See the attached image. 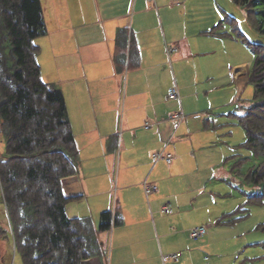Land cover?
<instances>
[{
	"label": "crops",
	"instance_id": "0c3cea01",
	"mask_svg": "<svg viewBox=\"0 0 264 264\" xmlns=\"http://www.w3.org/2000/svg\"><path fill=\"white\" fill-rule=\"evenodd\" d=\"M40 1L47 27V34L35 40L40 49L37 61L41 78L62 91L78 149L77 173L61 181L65 196L72 199L66 206L67 216L90 217L98 227L102 212L119 210L123 224L99 236L110 246L105 264H232L234 255L237 258L248 244L235 249H204L192 247L186 235L167 234L161 208L168 205L171 214L175 210L177 221L188 204L178 202L180 193L165 196L172 202L161 200V191L154 195L168 179L179 176L190 155L199 156V149L204 147L197 135L205 132L210 119L201 123L199 113L219 106L202 109L194 103L211 96L214 89L220 94L224 87L229 91L231 85L238 88L240 83H248L251 64L247 59L231 58L228 51L224 69L217 66L221 61L215 57V50L221 42L210 31L220 25L221 15L209 0ZM121 29L131 33L139 52V66L123 73L131 76L133 85L136 74V130L132 122L126 123V138L117 135L115 95L104 83L123 76L115 74L112 63ZM225 42L229 46L228 40ZM169 47L175 51L168 55ZM189 63L193 64L192 80L185 86L177 71ZM222 78H228L229 84L218 83ZM172 85L179 96L183 95L182 102L181 98L180 103L167 99ZM164 98L170 103L160 104ZM179 110L187 119L174 136L172 125L169 128L165 122ZM183 146H190V152H184ZM157 151L170 154L172 162H159L158 172L166 174L158 177L153 183L155 192L146 198L143 183L152 184L146 176L148 158ZM122 154L125 169L120 177ZM125 154L136 158L133 166ZM112 164H117L114 193ZM202 244L208 247V238Z\"/></svg>",
	"mask_w": 264,
	"mask_h": 264
},
{
	"label": "trees",
	"instance_id": "16d2710c",
	"mask_svg": "<svg viewBox=\"0 0 264 264\" xmlns=\"http://www.w3.org/2000/svg\"><path fill=\"white\" fill-rule=\"evenodd\" d=\"M231 1L264 36V0ZM226 21L254 55L248 83L257 103L237 115L245 132L242 146L264 157V45L248 43L236 20ZM46 34L40 0H0V201L10 228L9 233L0 228V235L13 242L21 264H82L90 259L105 264L108 253L99 236L121 226L122 217L116 208L102 212L96 227L90 217L66 214L72 199L65 196L61 181L77 173L78 149L62 91L41 78L35 40ZM112 63L117 75L139 66L138 48L127 29L116 35ZM244 179L261 187L249 202H262L264 161Z\"/></svg>",
	"mask_w": 264,
	"mask_h": 264
},
{
	"label": "rangeland",
	"instance_id": "374dc122",
	"mask_svg": "<svg viewBox=\"0 0 264 264\" xmlns=\"http://www.w3.org/2000/svg\"><path fill=\"white\" fill-rule=\"evenodd\" d=\"M207 2L213 5L215 10L221 15L220 25H222V28L216 30L217 34H215L217 35L215 39H220L219 41L221 42V47L215 50V57L220 58L217 60L221 61L217 66L224 69L228 51L231 52V58L237 56L238 59H241L242 57L247 59L252 66L254 55L250 47L246 42L241 41L242 37H238L236 32L232 31L231 25L228 24L226 19L227 17H232L236 20L235 24L248 43L264 45V36L253 30L244 9L236 6L231 0H209ZM224 33L228 35L225 34V37L220 35ZM226 40H228L229 46L225 44L227 43L225 42ZM192 65L191 63L183 65L179 69L180 72L177 71V76L179 79L181 78L185 86L188 85L190 79L192 80ZM126 75L116 76L114 82L112 79L104 81L111 93L115 95V105H117L118 109L116 114V132L119 137L123 135L124 138L127 136L125 133L126 123L132 122L136 130V74L135 85H133L131 76L127 77ZM217 81L222 85L229 84L228 78H222ZM222 90L223 92L218 94L217 90L214 89L213 92L210 91L211 96L200 98L198 102L194 103L195 106L198 105L202 109L219 106L212 110L208 109L206 113L205 111L199 113V121L201 123H205L203 120L206 118L210 119L205 132L197 135L204 146L199 149V156L190 155L192 157L184 161L186 166L179 176L171 180L168 179L164 188L161 186V190L159 188V192L154 195H160L161 191V200L172 202V200L166 199L165 196L167 194L171 196L174 193H180L178 202L185 205L188 204V208L184 209L183 217L177 221H174V217L177 214L175 210L171 215L160 214L167 234L186 235V239L191 243L192 247L201 246L204 249H210V246L211 249H235L248 244L244 247V252L237 258L234 255L235 259L232 264L234 262L236 264H264V200L256 204L249 202L250 196L258 194L261 191V187L249 185L244 179V176L251 168L264 161V157L255 156L251 150L242 146L245 141V132L237 119V115H240L245 107L251 106L257 101L253 100L254 89L249 83H240L238 88L231 85V90L229 91L227 87ZM180 98L182 102V94H180ZM162 101L160 104L170 103L165 98ZM124 110L125 116L123 119ZM147 124L151 123L147 121ZM165 124L170 128V122L166 121ZM176 132L177 130L174 131V136ZM171 134L172 131L169 135H166L167 141L163 142L164 146L170 139ZM0 147H2L1 142ZM185 149L190 152L191 148L190 146H183L184 152ZM131 154L125 155L133 166L136 163V158ZM241 160L243 161L241 162ZM148 162L149 167L146 176L150 177L149 182H152L151 185L155 187L156 185L153 183L156 184L158 177L163 178L166 173L158 172L160 165H162L159 163L161 161L155 163V167H153L151 157L148 158ZM239 162L240 165L237 166ZM122 163H124V154H122V172L120 177L125 169V165H122ZM111 167L112 191L114 193L117 189V164L114 167L112 164ZM154 177L155 181L153 180ZM134 180L135 178L131 182ZM224 213L226 214L222 215ZM93 218L97 219V217ZM216 219L218 220L216 221ZM92 220L95 221V219ZM219 220L223 223H218ZM227 221L230 222L226 223ZM195 227H204L206 229L205 236L197 240L190 238L189 231ZM0 228L8 233L10 232L9 223L1 201ZM207 238L208 247L202 244ZM105 247L109 257L110 246H108V242L105 243ZM239 250L241 251V249ZM203 251L206 255H210L209 251ZM0 264H21L19 255L14 251L13 242H8L2 235H0Z\"/></svg>",
	"mask_w": 264,
	"mask_h": 264
},
{
	"label": "built area",
	"instance_id": "2783aa9c",
	"mask_svg": "<svg viewBox=\"0 0 264 264\" xmlns=\"http://www.w3.org/2000/svg\"><path fill=\"white\" fill-rule=\"evenodd\" d=\"M147 2H153L154 0H146ZM175 51V49H172L171 47L167 48V53L172 54ZM167 99L170 101H177L180 103V96L177 90V87L173 85L170 87L167 91ZM187 119L186 115L181 111H176L172 113L171 115L168 116L167 120L168 122L171 123L172 128L174 131H176L180 125ZM150 128V126H146V129ZM153 163H157L159 161H164L167 164H171L172 158L170 154L165 153L164 151H157L154 152L151 155ZM143 189H144V194L146 198H148V195L151 193L155 192V187L152 186L151 184H148L147 182L143 183ZM161 213L162 214H171V208L168 205H165L161 208ZM206 234V229L204 227H195L189 231V236L190 238L197 240ZM174 258H177L178 255H174Z\"/></svg>",
	"mask_w": 264,
	"mask_h": 264
},
{
	"label": "water",
	"instance_id": "95a60500",
	"mask_svg": "<svg viewBox=\"0 0 264 264\" xmlns=\"http://www.w3.org/2000/svg\"><path fill=\"white\" fill-rule=\"evenodd\" d=\"M82 264H99L98 259H90L88 261H84Z\"/></svg>",
	"mask_w": 264,
	"mask_h": 264
}]
</instances>
